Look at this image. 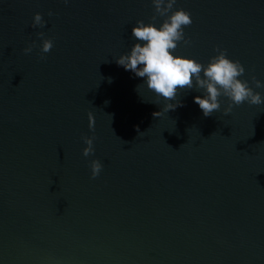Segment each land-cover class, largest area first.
Returning a JSON list of instances; mask_svg holds the SVG:
<instances>
[{"label": "water", "instance_id": "water-1", "mask_svg": "<svg viewBox=\"0 0 264 264\" xmlns=\"http://www.w3.org/2000/svg\"><path fill=\"white\" fill-rule=\"evenodd\" d=\"M174 7L192 20L177 55L226 49L264 96V0ZM153 14L151 0H0V264H264V103L224 114L220 97L204 116L194 84L164 113L115 63ZM37 32L53 40L43 58Z\"/></svg>", "mask_w": 264, "mask_h": 264}, {"label": "clouds", "instance_id": "clouds-1", "mask_svg": "<svg viewBox=\"0 0 264 264\" xmlns=\"http://www.w3.org/2000/svg\"><path fill=\"white\" fill-rule=\"evenodd\" d=\"M65 5L70 0H63ZM154 14L148 22L137 20L131 28V37L134 43L130 48L115 58V63L122 66L125 71L131 70L137 77H143L142 84L157 97L167 101L163 106V112L174 110L182 106L176 100L177 92L184 88H195L200 95L193 96V102L198 105L204 116L211 115L221 108L220 97L229 101L224 107V114H228L234 105L242 102L260 105L264 103V96L255 91L249 85V81L242 79L245 69L243 65L226 54V49H214L215 55L210 56L207 63L203 64L191 56L177 55L175 49L178 42L188 44L184 28L191 24V15L184 8H175L176 0H151ZM53 12L49 10L48 16ZM157 17H162L157 23ZM46 21L42 19L41 13L35 12L32 17L31 27H43ZM41 38L39 51L42 54L49 52L53 47V40L46 38L43 32H37ZM35 41L23 48L25 54L33 50ZM253 79L255 88L264 87V82ZM110 80V78H109ZM176 100V103H170ZM154 112V116L161 114ZM94 122L89 114V130L93 129ZM93 136H82L85 147L82 155L87 157L94 152ZM91 177L95 178L102 165L98 159H92L89 164Z\"/></svg>", "mask_w": 264, "mask_h": 264}]
</instances>
